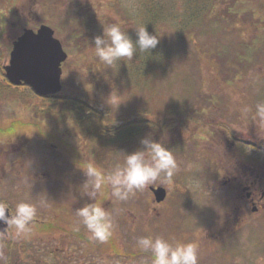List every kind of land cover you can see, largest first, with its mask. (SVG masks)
<instances>
[{"label":"rangeland","instance_id":"374dc122","mask_svg":"<svg viewBox=\"0 0 264 264\" xmlns=\"http://www.w3.org/2000/svg\"><path fill=\"white\" fill-rule=\"evenodd\" d=\"M57 1L0 0L1 77L14 41L26 28L50 24L69 54L60 96H40L28 85L0 80L5 94L0 97V191L21 189V202L35 206L52 204L50 196L57 194L79 195L82 204H104L113 221L107 240L122 237V264H152L150 251L137 246L140 237L148 236L164 238L173 246L194 244L198 264H264V226L254 217L245 227L231 228L221 214L228 188L219 180L222 176H213L226 171L231 157L222 129L240 128L245 133L259 121L255 112L256 105L264 103V44L252 52L254 60L249 62L245 59L250 55L236 49L254 48V36L264 34V0H79L77 7L91 11L86 18L90 28L80 26L79 31L67 18L76 4ZM242 2L256 9L260 19L249 17L244 9L250 7L239 16ZM152 23L161 24L156 32L166 55L135 73L118 60L108 66L110 75L95 54L94 38L116 24L135 40L136 29L146 26L152 33ZM188 31L195 40L187 38ZM113 74L122 78L113 81ZM78 96L90 98L97 108L92 112L107 116L104 121L120 134L92 140L91 132L102 118L95 113L85 116L81 131V119L75 115L82 110L72 102ZM149 136L163 140L178 165L170 183L154 184L167 188L163 202H156L152 185L125 201L112 195L110 185L97 191L94 200L84 194L87 177L77 161L88 160L110 173ZM105 141L115 149L106 156L101 153L100 159L97 153ZM92 147L99 149L92 153ZM102 156L113 160L108 171Z\"/></svg>","mask_w":264,"mask_h":264},{"label":"flooded vegetation","instance_id":"af4514ba","mask_svg":"<svg viewBox=\"0 0 264 264\" xmlns=\"http://www.w3.org/2000/svg\"><path fill=\"white\" fill-rule=\"evenodd\" d=\"M5 77L0 76V80ZM4 96L0 91V97ZM19 125L21 127V121ZM223 135L231 157L225 172L213 174L215 179L222 176L219 180L229 192L221 214L231 228L245 227L254 217L264 226V122L256 121L252 130L247 126L245 133L240 132V128L230 127ZM17 140L21 157V130ZM21 197V189L0 191V203L13 210ZM50 197L52 204L36 206L37 215L24 235L17 236L14 227L0 221V264H122V237L116 242L95 240L77 215V209L84 206L79 195ZM100 206L105 208L104 204ZM134 256L136 254L130 257Z\"/></svg>","mask_w":264,"mask_h":264},{"label":"clouds","instance_id":"9594fccd","mask_svg":"<svg viewBox=\"0 0 264 264\" xmlns=\"http://www.w3.org/2000/svg\"><path fill=\"white\" fill-rule=\"evenodd\" d=\"M136 32L137 38L133 40L119 25L105 28L102 36L94 38L96 56L111 66L122 58H132L137 49L151 53L160 43L161 37L150 33L146 26L137 28ZM256 118L264 122V103L256 105ZM141 145L137 150L126 153L122 167L118 166L107 174L90 161H77L76 166L87 177L83 184L84 194L94 200L97 191L110 185L112 195L119 201H125L134 191L143 190L158 181L170 183L178 166L171 148L163 140L157 141L150 136L142 138ZM37 211V207L28 202L17 203L14 210L0 203V221L14 227L17 236L24 235ZM77 215L95 240L104 242L111 236L113 221L104 207L93 202L86 203L77 209ZM137 246L150 251L152 264H198L197 248L191 243L173 246L164 238L148 236L140 237Z\"/></svg>","mask_w":264,"mask_h":264},{"label":"water","instance_id":"95a60500","mask_svg":"<svg viewBox=\"0 0 264 264\" xmlns=\"http://www.w3.org/2000/svg\"><path fill=\"white\" fill-rule=\"evenodd\" d=\"M67 58L68 52L50 25L42 24L37 30L26 28L14 41L10 62L5 66L6 76L13 84L31 86L37 94H60L62 63ZM150 188L157 202L166 198L167 189L163 185Z\"/></svg>","mask_w":264,"mask_h":264},{"label":"trees","instance_id":"16d2710c","mask_svg":"<svg viewBox=\"0 0 264 264\" xmlns=\"http://www.w3.org/2000/svg\"><path fill=\"white\" fill-rule=\"evenodd\" d=\"M61 1H63V3H65V4H70V2L71 3H75L76 4V6H74V8L72 9L73 11H74V13H73V11L72 12H68V16L69 17H67L68 18V20H70V22L73 24V28H74V30L75 31H79V30H76L77 28H79L80 29V26H85L86 27V29L88 30V28H90L89 27V22H90V20H86V18L87 17H89V15H90V10H89V8H87V10L85 9V8H83V6H81V7H77V6H79L80 5V1L79 0H69V1H66V0H61ZM61 1L60 0H58L57 1V3H61ZM231 1V0H230ZM233 1V3H236V2H241L242 0H232ZM246 2V1H245ZM245 2H242L241 4L242 5H240L238 8H237V13H238V15L239 16H241V15H246L245 14V12H243V9L244 8H247V7H250L249 8V10H246V9H244L246 12H248L249 13V17H253V18H257V17H255V15H256V9H254L253 7H251V6H246V7H244L245 6ZM229 11V9L227 10V12ZM230 13V12H229ZM247 13V14H248ZM70 14V15H69ZM222 16V15H221ZM224 16V15H223ZM92 18H93V16H92ZM253 18H250V19H253ZM63 19H66V17H64ZM260 18H257L256 20H259ZM152 21V20H151ZM157 21V20H156ZM154 26H152V28H153V32H152V34H157V32H156V29H158V28H160V26H161V24H159V25H157V23L156 24H154V23H152ZM56 27H57V25H56ZM76 35H80V34H82L81 33V30H80V32H76L75 33ZM71 35V34H70ZM74 35V34H73ZM158 35V34H157ZM165 35V33H163V36ZM69 36V35H68ZM192 36L193 35H191V33H190V31H188V33H187V38L190 40V41H192V40H195V38L193 37L192 38ZM254 38H256V40H253L252 41V44L250 45L251 47H254V48H252V49H248V50H239V49H236V52L239 54L240 53V55L241 54H244V53H248L250 56L248 57V59H245L246 60V62H249L250 60H254V58H252V52L253 53H255V52H258L257 51V49L258 48H260L261 47V45L260 44H264V34H260V36H257V37H255L254 36ZM67 39V38H66ZM161 43V42H160ZM160 46H162L161 44H158L157 45V47L155 48V49H152L151 50V53H149V52H140L139 51V49H137V51L134 53V55H133V57L132 58H122L121 60H120V62H124L126 65H128L129 67H127V69H128V71L129 72H137L138 70H143V68H145V65L147 64V63H149L150 61H152L153 59H155L156 57H162V56H164V55H166L165 54V51L162 49V48H159ZM245 46H249V43H246L245 44ZM236 53V54H237ZM239 56V55H238ZM242 62V61H241ZM144 65V66H143ZM108 66L109 65H107V71L109 72V68H108ZM124 71V69H122V72ZM125 73H127L126 71H125ZM109 74L110 75H112V73H110L109 72ZM114 76L112 77V80L114 81V79L115 80H117L118 79V81H119V78L121 79L122 78V76H116L115 74H113ZM121 82V81H120ZM116 83V82H115ZM122 83V82H121ZM122 87V86H121ZM79 98L78 99H81V100H78V99H73V103L74 104H80L79 106L80 107H77V109H79L80 111H81V113H79V114H77V115H75V117L76 118H80L81 119V121L79 122V120L77 119V122L76 123H78L79 122V124H78V127L81 129V131H83L84 129H85V125H86V120L87 119H85L84 120V118H85V116H91L92 114H100L99 116L100 117H102V118H100V125L98 126V127H96V130H94L93 132H91V137H92V140H94L95 138L96 139H99V137L101 136V135H103L104 137H106V136H110V135H114V136H118L119 134H120V132L121 131H119V132H116V131H112L111 130V127H112V123H108V122H106V120L104 121V119H105V117H107V116H103L102 114H101V112L98 110V112H100V113H96V112H92V111H94V110H96L97 108L94 106V105H92L91 104V102H90V98H86V100H85V98L84 97H81V96H78ZM83 100H85L84 102H82ZM87 110H88V112H87ZM85 112L86 113H88V114H85ZM98 116V117H99ZM126 125V124H125ZM89 127H91V129H93L92 128V125L91 126H89ZM110 131H112V132H110ZM112 133V134H110V133ZM92 149V153L94 152V151H96V150H98L99 148H91ZM101 149V151H98V157L101 159V153L104 155V156H106V154L107 153H109L110 151H112L113 149H115V148H113L112 146H110L109 145V143H108V141H105V145H103V147L102 148H100ZM103 157V156H102ZM103 159H104V161H103V163H104V170H106V171H108V169H109V167H110V165L113 163V160L111 161V162H107L106 160H105V158L103 157ZM102 159V160H103ZM102 165V164H101Z\"/></svg>","mask_w":264,"mask_h":264}]
</instances>
